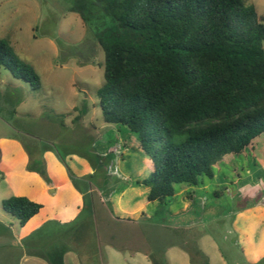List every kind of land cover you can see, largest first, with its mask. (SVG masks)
<instances>
[{
  "label": "rangeland",
  "instance_id": "rangeland-1",
  "mask_svg": "<svg viewBox=\"0 0 264 264\" xmlns=\"http://www.w3.org/2000/svg\"><path fill=\"white\" fill-rule=\"evenodd\" d=\"M248 1L264 15V0ZM74 3L0 0V39L42 81L34 90L0 67V264H36L40 238L47 250L65 246L69 264H152L153 253L192 264L191 251L199 264H264V207L255 204L264 194V136L214 180L176 185L165 207L149 202L133 183L151 179L152 161L126 128L104 120V53ZM18 195L46 204L27 227L3 208ZM143 211L147 221L113 220H140Z\"/></svg>",
  "mask_w": 264,
  "mask_h": 264
},
{
  "label": "trees",
  "instance_id": "trees-1",
  "mask_svg": "<svg viewBox=\"0 0 264 264\" xmlns=\"http://www.w3.org/2000/svg\"><path fill=\"white\" fill-rule=\"evenodd\" d=\"M71 11L104 53L97 97L105 122L126 128L152 161L151 179L133 183L148 188L149 202L165 207L176 185L214 180L264 136V15L248 0H75ZM0 67L34 90L42 87L34 67L4 39ZM255 204L264 207V194ZM3 208L26 227L46 205L18 195ZM142 217L113 220H148ZM67 252L55 246L41 255L64 264ZM149 259L166 264L154 253Z\"/></svg>",
  "mask_w": 264,
  "mask_h": 264
},
{
  "label": "crops",
  "instance_id": "crops-1",
  "mask_svg": "<svg viewBox=\"0 0 264 264\" xmlns=\"http://www.w3.org/2000/svg\"><path fill=\"white\" fill-rule=\"evenodd\" d=\"M133 187H135L134 185H133ZM137 188H143V187H137ZM146 189V196H147V193H148V188H145ZM145 196V197H146ZM147 198V197H146ZM43 204H45V203H43ZM46 205V204H45ZM46 209V208H45ZM44 209V210H45ZM43 210V211H44ZM42 211V212H43ZM41 212V213H42ZM143 213H145L146 214V216H148L147 215V213L146 212H141V214H143ZM39 216V215H38ZM36 218V217H35ZM119 222V221H118ZM120 223V222H119ZM46 225V224H45ZM27 227V226H26ZM43 227L44 226H41V227H38L37 229H35L33 232H31V233H29L28 234V236L29 235H31L32 233H38L41 229H43ZM48 231H50V228H48ZM50 233H53V232H49V234ZM23 237H26L25 235L23 236ZM48 237V236H47ZM46 240L44 239V238H40V239H37V241H35L34 243H33V245L37 248V250L36 251H39V253H31V259L33 260V261H35L34 263H36V264H49L48 263V261L45 259V258H43L42 257V251L41 250H39L40 248H41V246L43 245L45 248L44 249H46ZM55 247V246H54ZM50 249V248H49ZM47 250V249H46ZM71 256V253L68 251L67 253H66V255H65V257H64V264H69V257Z\"/></svg>",
  "mask_w": 264,
  "mask_h": 264
}]
</instances>
